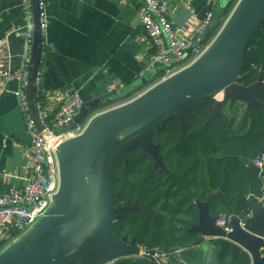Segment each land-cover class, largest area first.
<instances>
[{
	"label": "water",
	"instance_id": "water-1",
	"mask_svg": "<svg viewBox=\"0 0 264 264\" xmlns=\"http://www.w3.org/2000/svg\"><path fill=\"white\" fill-rule=\"evenodd\" d=\"M224 5L222 0L218 1L199 34V41L187 50L188 54L216 30L224 15ZM231 12L209 45L191 64L156 82L133 99L91 117V110L108 100H119L126 91L109 92L83 102L70 123L58 129L59 134L73 132L89 117L77 136L61 142L56 148L59 187L46 215L21 238L0 252V264H88V256L96 250L105 252V257L98 264H106L138 254L139 247L135 242L128 243L126 237L118 238L113 229V223L119 221L124 214L144 209L129 202L118 208L113 206L105 164L117 144L158 118L164 124L174 114L183 115L184 109H191L194 103L205 97L214 101L205 124L213 122L218 114L223 113V106L227 102L230 108L236 102L243 103L244 112L248 114H251L253 109L264 110V104L255 98V94L264 88L262 73L257 81L249 86L237 82L244 64L246 47L264 20V0H238ZM39 13L38 0H32L34 31L26 77V97L35 124L41 129L37 93L44 34L40 27ZM191 15L190 11L181 8V18H172L174 25L183 27ZM164 69L165 66L162 65L153 67L144 74L141 83L146 82L155 72ZM218 96L220 97L217 99ZM187 104L191 105L184 108ZM151 136L152 133L147 129L139 132L132 138V147H141L151 153L157 159V164L162 166L158 159V146L152 143ZM262 153L264 154V150ZM234 159L240 160L256 175L262 176L261 170L251 160L242 156H236ZM85 165L90 166L88 172H85ZM86 177L91 181L99 198L93 214L94 230L75 248L68 250L57 229L58 226H64L66 230L71 229L81 222V212L73 206L70 198L75 192L78 180H84ZM247 199L251 205L249 214L243 218L230 217L228 231L216 224L219 216L209 214L210 197L205 201L197 200L196 220L187 230V233H195L197 237L189 246L199 247L208 242L209 238H222L243 248L250 256V264H264V203H257L252 194H249ZM215 251V247L211 246L208 264H216Z\"/></svg>",
	"mask_w": 264,
	"mask_h": 264
},
{
	"label": "crops",
	"instance_id": "crops-1",
	"mask_svg": "<svg viewBox=\"0 0 264 264\" xmlns=\"http://www.w3.org/2000/svg\"><path fill=\"white\" fill-rule=\"evenodd\" d=\"M161 1L168 7L171 19L174 16L181 18V8L190 11L192 15L183 27L191 29L204 23L215 8L210 0ZM222 1L225 10L220 26L232 13L228 14L232 0ZM141 4V0H47L46 28L38 73V92L43 97L41 105L47 116H53L60 100L74 93L86 102L109 92H123L131 90L133 85L137 88L142 84L144 74L153 68L146 70L153 49L140 24L138 11ZM26 25L22 0H0V66L11 72L21 71L26 64V43L18 34ZM218 31L216 29L207 38L201 52ZM200 53L188 56L187 66ZM19 86L20 82L15 77H0V191L23 186L32 160L29 153L31 137L16 96ZM69 135L70 132H66L59 134V137L66 141ZM55 160L58 165L56 153ZM89 167L84 166L85 172L89 171ZM70 201L81 212L82 220L71 229L58 226V234L68 250L75 248L94 230L93 214L99 198L88 177L78 180ZM223 218L219 216V219ZM23 234L2 240L0 245L6 248ZM211 246L216 250V264H250V256L243 248L222 238H209L199 247L190 246L162 262L208 264ZM106 264L155 263L124 257Z\"/></svg>",
	"mask_w": 264,
	"mask_h": 264
},
{
	"label": "trees",
	"instance_id": "trees-1",
	"mask_svg": "<svg viewBox=\"0 0 264 264\" xmlns=\"http://www.w3.org/2000/svg\"><path fill=\"white\" fill-rule=\"evenodd\" d=\"M260 73L264 80V20L246 47L237 82L249 86L257 81ZM162 74L161 70L155 72L137 88L133 85L131 90H125L119 100H108L89 114L133 99ZM42 98L38 92L39 105ZM255 98L264 104V88ZM213 104L212 98H202L191 109H184L183 115L174 114L151 137L152 143L158 146L162 166L151 153L132 147V139L128 152L122 155L121 151L115 159L122 142L117 144L105 164L113 206L129 201L144 207L124 214L113 223L118 238L126 237L128 243L134 241L137 246L148 249L189 246L197 237L195 233H187L196 220L195 202L208 197L211 216H224L228 222L230 217L243 218L249 214L251 205L247 197L261 192L262 179L234 157L252 160L262 154L264 110L253 109L248 114L244 112V105L236 103L230 108L226 103L223 113L205 124ZM112 157L114 161L110 163ZM103 256V251L96 250L88 256L87 263L96 264Z\"/></svg>",
	"mask_w": 264,
	"mask_h": 264
},
{
	"label": "built area",
	"instance_id": "built-area-1",
	"mask_svg": "<svg viewBox=\"0 0 264 264\" xmlns=\"http://www.w3.org/2000/svg\"><path fill=\"white\" fill-rule=\"evenodd\" d=\"M219 0H210L212 6H216ZM142 4L138 14L140 24L149 39L153 53L146 70L155 66H165L163 73L166 76L179 71L187 66L186 58L190 55H198L203 44L193 48L192 53L187 50L199 41V34L206 21L194 29L176 27L171 19L170 11L161 0H141ZM40 27L45 32L47 0H38ZM22 9L26 18V28L18 33L26 43V64L21 71L11 72L0 66V77H15L20 86L16 92L18 105L22 112L25 125L31 137L29 153L32 158L28 166L25 183L20 187H9L0 191V241L16 237L32 228V226L44 217L52 203L53 196L59 186L58 165L55 160V151L62 142L58 129L70 123L78 113L83 101L77 93L65 100H60L55 114L47 116L44 108L38 104V116L42 125L39 129L30 113L27 97V70L30 58L31 42L34 31L32 0H22ZM83 126L79 125L69 138L79 134ZM59 143V144H58ZM253 164L264 172V154L253 158ZM260 205L264 203V183L261 192L253 195ZM216 224L228 231L229 226L225 218L218 219ZM136 258L151 261L155 264H164L167 260L182 252L190 246H182L169 250L148 249L138 246Z\"/></svg>",
	"mask_w": 264,
	"mask_h": 264
},
{
	"label": "rangeland",
	"instance_id": "rangeland-1",
	"mask_svg": "<svg viewBox=\"0 0 264 264\" xmlns=\"http://www.w3.org/2000/svg\"><path fill=\"white\" fill-rule=\"evenodd\" d=\"M237 1L238 0H232L231 1V4H230V6H229V9H228V14H230L231 13V11H232V9L234 8V6L236 5V3H237ZM221 28V26L219 25L216 29H217V31L219 30ZM164 79V78H163ZM160 80H162V78H160V79H158L156 82H158V81H160ZM155 82V83H156ZM154 83V84H155ZM145 90V89H144ZM143 90V91H144ZM143 91H141V92H143ZM124 102V100H122L120 103H118V102H116V103H114L113 105H111V106H108V107H106V108H103V109H100V111L99 110H95L94 111V113H99V112H102V111H105V110H107V109H110V108H112V107H115V106H118V105H120V104H122ZM126 102V101H125ZM124 102V103H125ZM94 113H92V115L94 114ZM88 119H89V117L88 118H86L85 119V121H84V123L81 125V126H83V128H84V126H85V124L87 123V121H88ZM80 133V132H79ZM77 135H78V133H77ZM137 136V135H136ZM133 140V139H132ZM63 142V141H62ZM124 141H122V144H121V148L119 149V152L114 156V158L115 159H117V158H119V156H120V154H121V151H123V149H124V143H123ZM132 142V144H133V141H131ZM114 158L112 157L111 158V160H110V163H112L113 161H114ZM111 165V164H110ZM261 177V179H263L264 178V172H263V174H262V176H260ZM2 248H4L3 247V245H0V252H1V249ZM100 251V250H99ZM102 251V250H101Z\"/></svg>",
	"mask_w": 264,
	"mask_h": 264
},
{
	"label": "flooded vegetation",
	"instance_id": "flooded-vegetation-1",
	"mask_svg": "<svg viewBox=\"0 0 264 264\" xmlns=\"http://www.w3.org/2000/svg\"><path fill=\"white\" fill-rule=\"evenodd\" d=\"M165 125V124H164ZM163 126V124L160 122V118H158L157 120H155L153 123H151L149 126H147L146 128H144V129H142L141 131H143V130H149L151 133H152V136L156 133V132H158L159 130H160V128ZM156 127V128H155ZM141 131H139V132H141ZM138 132V133H139ZM138 133H136V134H134L133 136H135V135H137ZM133 136H131V137H129L128 139H126L125 140V145H124V149H123V151H122V155H124L126 152H128V148H129V146L131 145V143H130V139H132L133 138ZM151 136V137H152ZM129 202V201H128ZM130 203V202H129ZM134 203H136V202H134ZM130 204H133V203H130ZM120 207V206H119ZM115 208V207H114ZM116 208H118V207H116ZM188 230V229H187Z\"/></svg>",
	"mask_w": 264,
	"mask_h": 264
},
{
	"label": "bare ground",
	"instance_id": "bare-ground-1",
	"mask_svg": "<svg viewBox=\"0 0 264 264\" xmlns=\"http://www.w3.org/2000/svg\"><path fill=\"white\" fill-rule=\"evenodd\" d=\"M220 96L217 97V99L219 98ZM74 136H77V135H74ZM59 144V143H58Z\"/></svg>",
	"mask_w": 264,
	"mask_h": 264
}]
</instances>
